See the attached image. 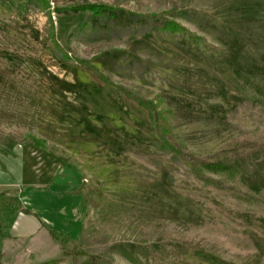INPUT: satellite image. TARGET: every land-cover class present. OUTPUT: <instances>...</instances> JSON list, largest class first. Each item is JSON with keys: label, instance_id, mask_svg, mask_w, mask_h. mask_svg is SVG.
Masks as SVG:
<instances>
[{"label": "rangeland", "instance_id": "374dc122", "mask_svg": "<svg viewBox=\"0 0 264 264\" xmlns=\"http://www.w3.org/2000/svg\"><path fill=\"white\" fill-rule=\"evenodd\" d=\"M85 3L126 12L66 10ZM165 12L224 54L144 17ZM122 89L194 153L261 141L264 0H0V166L27 181L7 201L52 229L3 240L0 264H263L264 204L204 188ZM235 165L264 200V148Z\"/></svg>", "mask_w": 264, "mask_h": 264}, {"label": "trees", "instance_id": "16d2710c", "mask_svg": "<svg viewBox=\"0 0 264 264\" xmlns=\"http://www.w3.org/2000/svg\"><path fill=\"white\" fill-rule=\"evenodd\" d=\"M71 9L80 10L83 13L89 12L94 15H100L106 11H109L110 13L114 11L126 12L123 8L92 3L78 4L66 8V10ZM144 17L158 21V29L161 31L183 35L198 46L203 43L209 44L205 37L191 31L182 23L169 18L166 12L147 14ZM209 45L214 48L215 54H224V50L221 48L215 47L212 44ZM83 63L91 64L87 61ZM102 77L106 78L104 75H102ZM122 92L149 111L152 124L159 140L167 146L171 154L185 163L193 178L204 188L211 189L224 197H228L233 201L242 202L248 206L255 205L256 207H259L264 204L263 199L250 192H246L243 189L245 185L240 181V170L235 165L236 161L244 159L257 150L264 148V137L261 141L239 142L237 145L232 144L230 147L223 148L214 154L200 155L187 150L185 145L173 135L169 125V118L172 116L171 109H160V106L163 105L161 101L158 102L157 100V102H155L146 100L125 89H122ZM216 175L219 177H213ZM237 184H239V187H237ZM259 232L264 236V229L259 230ZM187 257L190 261H197L204 264H239L223 259L212 252L196 249H189Z\"/></svg>", "mask_w": 264, "mask_h": 264}, {"label": "crops", "instance_id": "0c3cea01", "mask_svg": "<svg viewBox=\"0 0 264 264\" xmlns=\"http://www.w3.org/2000/svg\"><path fill=\"white\" fill-rule=\"evenodd\" d=\"M23 185H27L26 178L24 177V170L20 171V173H15L13 169L7 168L4 170L0 166V186L2 191L0 192V245L3 240L8 238H36L44 231H52L50 228L51 224L43 221L39 215L31 211L23 210V208L19 209L20 206L17 205V202L15 206L9 205L7 201L10 195L9 192L14 190V187ZM32 188H34L33 184L27 188L32 193L26 192L23 193V195L26 197L29 195V198L33 200L34 204L37 203L40 198L47 197V193L39 195V192L33 191ZM66 197L69 196L66 195L62 198ZM60 201L62 202L63 200L60 198ZM50 202L51 200L46 201L47 204ZM64 208L67 209V207ZM12 213L16 215V218L15 221L10 222L9 216Z\"/></svg>", "mask_w": 264, "mask_h": 264}, {"label": "built area", "instance_id": "2783aa9c", "mask_svg": "<svg viewBox=\"0 0 264 264\" xmlns=\"http://www.w3.org/2000/svg\"><path fill=\"white\" fill-rule=\"evenodd\" d=\"M0 192H1V186H0Z\"/></svg>", "mask_w": 264, "mask_h": 264}]
</instances>
